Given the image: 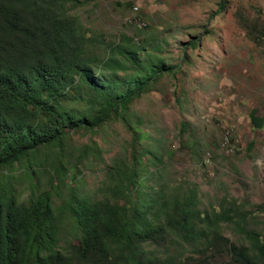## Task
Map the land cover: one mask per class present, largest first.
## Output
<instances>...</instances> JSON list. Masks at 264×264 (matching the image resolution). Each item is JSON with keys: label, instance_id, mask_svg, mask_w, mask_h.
I'll return each mask as SVG.
<instances>
[{"label": "trees", "instance_id": "trees-1", "mask_svg": "<svg viewBox=\"0 0 264 264\" xmlns=\"http://www.w3.org/2000/svg\"><path fill=\"white\" fill-rule=\"evenodd\" d=\"M97 1L0 0V264H192L193 255L199 264H264V228L246 229L253 217L242 203L222 197L207 212L195 186L152 184L165 162L149 168L143 122H132L131 108L180 66L156 39L112 40L73 14ZM240 22L264 54V24ZM199 40H187L181 61ZM248 119L254 130L264 123L259 108ZM116 122L133 136L127 156L108 168L103 196L71 187L57 205L89 154L74 161L71 136ZM224 224L247 244L231 242Z\"/></svg>", "mask_w": 264, "mask_h": 264}, {"label": "rangeland", "instance_id": "rangeland-1", "mask_svg": "<svg viewBox=\"0 0 264 264\" xmlns=\"http://www.w3.org/2000/svg\"><path fill=\"white\" fill-rule=\"evenodd\" d=\"M117 1L92 2L73 14L112 40L121 34L136 40L156 39L162 42L169 64L180 66L177 74L161 80L157 92L143 95L131 108L132 122H143L142 142L151 152L145 157L149 168L157 169L160 160L165 162L162 179H153L152 184L158 188L161 183L180 181L195 186L200 208L207 212L222 197L242 203L238 195L241 182L246 184L247 168L256 179L264 177L263 167V171L257 167L264 163V124L253 130L247 118L251 108L261 105L260 110L264 109V54L247 37L240 21L264 24V0H228L218 14L219 0ZM192 37L200 38L199 46L187 49L183 62L180 56ZM182 122L187 125L185 132ZM226 131L232 133L233 150L223 145ZM132 136L122 122L73 134L66 150L73 153L74 161L84 152L89 154L79 164L78 180L67 182L61 198L56 195L57 205L68 199L71 187L80 195L102 197L111 182L108 168L115 157L127 156ZM48 181H42V188ZM249 211L253 219L246 229L261 231L264 210L256 212L251 207ZM223 233L235 244H247L231 226L224 224ZM192 257L191 263L199 264L198 256Z\"/></svg>", "mask_w": 264, "mask_h": 264}, {"label": "crops", "instance_id": "crops-1", "mask_svg": "<svg viewBox=\"0 0 264 264\" xmlns=\"http://www.w3.org/2000/svg\"><path fill=\"white\" fill-rule=\"evenodd\" d=\"M260 106L261 105H259V107L256 106V107L251 108L249 110V112L247 113V118H248L251 110L254 108H259V115L264 117V109L260 110ZM248 121H249V119H248ZM262 127H263V125H262ZM259 129H256V130H259ZM251 145H252V143H251ZM257 162L258 161H256V163ZM259 166H260V168L263 167V169H264V163L261 162L259 165L257 163V167H259ZM263 169L261 168V171H263ZM247 171H248V175H247L248 178L245 179L246 184L241 182L243 184V189L240 190V193L238 195V196H241L240 198L242 199V206L244 209L245 208L248 209V211L251 209V207H253V209L256 212H257V210H259V211L264 210V179H263L264 177L263 178L260 177L259 179H256L253 176L254 172L250 169V166L247 168ZM263 175H264V171L262 173V176ZM260 204L262 206L259 208Z\"/></svg>", "mask_w": 264, "mask_h": 264}, {"label": "built area", "instance_id": "built-area-1", "mask_svg": "<svg viewBox=\"0 0 264 264\" xmlns=\"http://www.w3.org/2000/svg\"><path fill=\"white\" fill-rule=\"evenodd\" d=\"M223 145L228 147L229 150L234 149L235 145L233 144L232 133H230V131H226V133L224 135Z\"/></svg>", "mask_w": 264, "mask_h": 264}]
</instances>
